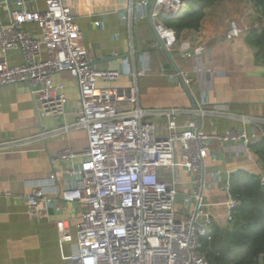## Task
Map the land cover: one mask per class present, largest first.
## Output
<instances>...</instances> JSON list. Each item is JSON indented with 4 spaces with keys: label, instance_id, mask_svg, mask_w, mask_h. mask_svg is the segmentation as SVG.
Returning <instances> with one entry per match:
<instances>
[{
    "label": "built area",
    "instance_id": "2783aa9c",
    "mask_svg": "<svg viewBox=\"0 0 264 264\" xmlns=\"http://www.w3.org/2000/svg\"><path fill=\"white\" fill-rule=\"evenodd\" d=\"M183 3L154 0L151 17L154 31L171 56L189 58L204 48L177 39L161 21L176 16ZM150 4L151 0H129L120 11V19L131 29L147 17ZM0 9L4 11L0 86L26 84L37 115L59 119L66 114L68 97L65 83L56 76H65L77 89L76 117L53 130H42L36 138L46 140L75 129L84 130L86 135L82 149L66 147L51 158L52 163L61 165L62 184L55 170L31 183L25 196L28 218L39 220L51 211L60 212L58 200L80 206L73 229L66 219L56 221L58 243L71 242L74 247L64 256L68 264H210L200 251V238L214 222L212 203L203 197L208 188L206 175L218 179L226 193L224 226L232 222L237 205L229 193L231 171L206 170L211 143H239L250 152V145L264 138V119L236 115L202 98L195 101V108L184 112L188 119L181 130L175 121L182 113L179 108L157 111L165 119V128L160 131L145 119L152 112L138 105L135 76L143 71L133 73V84L127 88L100 86L99 80H117L122 70L91 64L83 32L63 0H44L42 7L37 0H0ZM103 19L101 16L92 24L100 27ZM243 31L230 21L212 37L230 41ZM153 46H159L158 42ZM12 54L18 55V60L12 61ZM178 74L188 86L191 78ZM178 74L171 76L178 78ZM206 116L238 119L240 125L221 133L214 127L206 132ZM16 144L1 141L0 150ZM181 170L191 176L189 192L176 190ZM258 175L264 183L262 167ZM252 264H264V253Z\"/></svg>",
    "mask_w": 264,
    "mask_h": 264
},
{
    "label": "crops",
    "instance_id": "0c3cea01",
    "mask_svg": "<svg viewBox=\"0 0 264 264\" xmlns=\"http://www.w3.org/2000/svg\"><path fill=\"white\" fill-rule=\"evenodd\" d=\"M43 1L37 0V5L42 7ZM128 2L63 0L73 11L72 15L83 32V41L92 61L111 56L107 63L97 66L122 70L117 80H99L98 84L127 88L133 84V73L143 71V74L135 76V83L139 107L152 112L145 119L161 131L165 128V119L156 112L179 108L182 113L176 116L175 121L177 129L181 130L188 119L184 112L192 107L189 96L180 80L171 76L175 71L165 53L159 46H153L156 39L147 17L138 20L131 29L120 19V11ZM101 16L104 18L102 26H94L92 22ZM2 18L4 14L0 16V22ZM230 21L244 29L239 37L230 41L212 37L220 34ZM262 21L259 10L249 0H220L204 10L198 30L182 31V40L204 48L203 52L189 58L172 56L177 70L191 78L187 87L194 102L207 98L236 115L264 119V55H259L245 40L247 30L258 27ZM122 54L126 55L118 57ZM18 57L12 54L10 59L16 61ZM56 80H63L68 97L66 114L59 119L37 115L26 84L0 86V142H17L0 150V264H68L64 256L74 250L71 242L58 243L56 221L66 219L73 229L80 206L58 200L60 212L51 211L47 218L33 220L25 213V196L34 180L44 179L55 170L62 184L61 165L51 162L56 152L66 147L80 150L86 145L82 129L70 130L46 140L36 138L42 130L50 131L64 122L71 123L79 109L74 82L61 75H57ZM239 125L238 119L206 116L203 130L209 132L214 127L221 133L226 128ZM211 156L215 160H211ZM260 168V161L251 151L245 152L241 144L211 143L206 170H229L232 173L241 169L259 174ZM176 180L175 187L180 192L190 191L191 176L187 172L181 170ZM205 182L208 188L204 196L212 203L210 212L214 222L225 225L226 193L220 188V181L209 174Z\"/></svg>",
    "mask_w": 264,
    "mask_h": 264
},
{
    "label": "trees",
    "instance_id": "16d2710c",
    "mask_svg": "<svg viewBox=\"0 0 264 264\" xmlns=\"http://www.w3.org/2000/svg\"><path fill=\"white\" fill-rule=\"evenodd\" d=\"M176 16L161 19L177 39L184 30H198L204 10L220 0H183ZM259 10L263 21L245 33V40L264 55V0H249ZM264 174V138L250 145ZM229 193L237 201L230 224H211L200 238V251L210 264H252L264 253V192L260 175L235 170L229 176Z\"/></svg>",
    "mask_w": 264,
    "mask_h": 264
},
{
    "label": "water",
    "instance_id": "95a60500",
    "mask_svg": "<svg viewBox=\"0 0 264 264\" xmlns=\"http://www.w3.org/2000/svg\"><path fill=\"white\" fill-rule=\"evenodd\" d=\"M153 5H154V0H151V4H150V6H149L148 14H147L148 24H149V26H150V28H151V31L153 32V35H154L156 41L158 42L159 48L165 53L167 59L169 60L171 66L173 67L175 73L178 74L179 71H178L177 68L175 67V64H174V62H173V58H172L171 54H170V53L164 48V46H163L161 40L158 38L156 32L154 31L153 23H152V17H151V12H152ZM71 12H73V11L71 10ZM138 50H139V49H138ZM138 50H137V51H138ZM125 55H126V54H122V55H120V56H118V57H123V56H125ZM116 57H117V56H116ZM109 59H112V57H111V56H104L102 59H99V60H93V61L91 62V64H92V65H97V64H101V63H107V61H108ZM178 79L180 80V82H181V84H182V86H183L185 92H186L187 95L189 96V99H190V102H191L192 108H195V107H196V104H195L194 100H193V99L191 98V96H190V91H189L188 87L186 86V84L183 82V79L181 78V76H180L179 74H178ZM36 113H37V111H36ZM196 119H197V128H199V127H200V118L197 117ZM40 129H41V130L43 129L42 126L40 127ZM261 190L264 192V183H261Z\"/></svg>",
    "mask_w": 264,
    "mask_h": 264
},
{
    "label": "rangeland",
    "instance_id": "374dc122",
    "mask_svg": "<svg viewBox=\"0 0 264 264\" xmlns=\"http://www.w3.org/2000/svg\"><path fill=\"white\" fill-rule=\"evenodd\" d=\"M3 14H4V11H3L2 9H0V16H2ZM207 169H209V168H207ZM165 179H166V181H169L168 173L166 174ZM176 190H177L178 192H180V190L178 189V187H176ZM203 197H204V199H206V196L203 195Z\"/></svg>",
    "mask_w": 264,
    "mask_h": 264
}]
</instances>
